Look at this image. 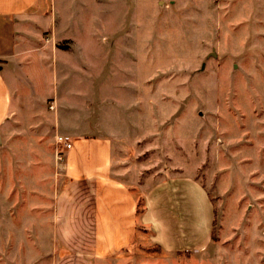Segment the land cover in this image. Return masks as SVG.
Returning a JSON list of instances; mask_svg holds the SVG:
<instances>
[{
    "label": "rangeland",
    "instance_id": "374dc122",
    "mask_svg": "<svg viewBox=\"0 0 264 264\" xmlns=\"http://www.w3.org/2000/svg\"><path fill=\"white\" fill-rule=\"evenodd\" d=\"M33 10L31 33L0 26V45L18 44L0 59L18 135L16 154L1 148L0 264L55 262L51 227L34 212L28 230L15 200L49 185L52 210L65 164L51 167L57 134L113 137L141 180L176 167L213 198L204 247L167 252L146 230L100 264H264V0H41Z\"/></svg>",
    "mask_w": 264,
    "mask_h": 264
},
{
    "label": "crops",
    "instance_id": "0c3cea01",
    "mask_svg": "<svg viewBox=\"0 0 264 264\" xmlns=\"http://www.w3.org/2000/svg\"><path fill=\"white\" fill-rule=\"evenodd\" d=\"M40 1L0 0V26L11 30L14 23L15 37L31 33L32 27L24 23L33 25V9ZM13 38L2 41L0 59L10 58L17 50ZM9 77V71L0 63V162L5 141L9 143V153L16 154L12 144L18 136L11 129L15 106ZM72 139L63 173L53 175L56 181L52 186L57 192L52 197V210L49 185L45 193L40 188L42 194L36 199L32 193V197L15 200L17 216L25 212L28 230L36 218L42 221L38 223L40 227H51L58 254L54 264L115 261L146 230L150 231L151 241L167 252L200 249L212 238L216 217L213 198L196 176L184 169L176 174L175 167L141 180L138 163L120 151L113 137L81 134ZM52 156L54 170L55 151ZM46 163L41 164L48 170ZM28 184L38 188L33 181ZM34 212L40 216L35 218Z\"/></svg>",
    "mask_w": 264,
    "mask_h": 264
},
{
    "label": "built area",
    "instance_id": "2783aa9c",
    "mask_svg": "<svg viewBox=\"0 0 264 264\" xmlns=\"http://www.w3.org/2000/svg\"><path fill=\"white\" fill-rule=\"evenodd\" d=\"M56 145H57L56 158L60 161H65L66 153L73 146V139L69 135H66V134H57L56 135Z\"/></svg>",
    "mask_w": 264,
    "mask_h": 264
},
{
    "label": "trees",
    "instance_id": "16d2710c",
    "mask_svg": "<svg viewBox=\"0 0 264 264\" xmlns=\"http://www.w3.org/2000/svg\"><path fill=\"white\" fill-rule=\"evenodd\" d=\"M215 215H216V211H215ZM213 233H214V231H213ZM213 236V235H212Z\"/></svg>",
    "mask_w": 264,
    "mask_h": 264
}]
</instances>
